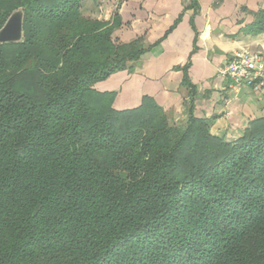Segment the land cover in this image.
Instances as JSON below:
<instances>
[{"label":"trees","instance_id":"1","mask_svg":"<svg viewBox=\"0 0 264 264\" xmlns=\"http://www.w3.org/2000/svg\"><path fill=\"white\" fill-rule=\"evenodd\" d=\"M82 2L0 0V30L24 13L0 43V264H264V118L228 140L149 96L115 108L95 84L145 48Z\"/></svg>","mask_w":264,"mask_h":264},{"label":"crops","instance_id":"2","mask_svg":"<svg viewBox=\"0 0 264 264\" xmlns=\"http://www.w3.org/2000/svg\"><path fill=\"white\" fill-rule=\"evenodd\" d=\"M261 8L264 0H83L86 16L117 23L119 43L145 48L134 70L115 72L95 88L113 92L117 109L149 96L171 122L191 114L210 120L214 134L236 140L264 118V91L235 92L219 71L244 48L264 56V32H244Z\"/></svg>","mask_w":264,"mask_h":264},{"label":"built area","instance_id":"3","mask_svg":"<svg viewBox=\"0 0 264 264\" xmlns=\"http://www.w3.org/2000/svg\"><path fill=\"white\" fill-rule=\"evenodd\" d=\"M219 76L229 82L235 92L250 88L264 91V56L247 48L234 52L228 63L219 71Z\"/></svg>","mask_w":264,"mask_h":264},{"label":"water","instance_id":"4","mask_svg":"<svg viewBox=\"0 0 264 264\" xmlns=\"http://www.w3.org/2000/svg\"><path fill=\"white\" fill-rule=\"evenodd\" d=\"M24 13L19 10L11 15L0 30V43L19 42L23 38Z\"/></svg>","mask_w":264,"mask_h":264}]
</instances>
